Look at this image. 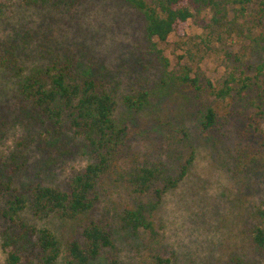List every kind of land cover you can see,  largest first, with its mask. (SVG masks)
I'll list each match as a JSON object with an SVG mask.
<instances>
[{"label": "rangeland", "instance_id": "1", "mask_svg": "<svg viewBox=\"0 0 264 264\" xmlns=\"http://www.w3.org/2000/svg\"><path fill=\"white\" fill-rule=\"evenodd\" d=\"M0 6L1 41L19 50L32 49L35 61L47 65L58 58L72 59L79 73L110 89L128 125L117 164L100 182L95 211L71 223L53 218L36 222L59 236L64 252L70 242L83 243L82 226L89 219L109 224L115 242L94 264H155L158 257L176 264H264L252 239L253 213L264 209V132L248 137L234 124L204 133L197 117L206 95L190 87L165 90L145 110L130 112L123 99L142 91L157 93L168 68L154 51V41L147 39L143 16L123 0H45L34 6L25 0H0ZM215 16L212 10L195 13L183 38L173 37L157 47L178 73L183 65H191L203 88L223 83L234 68L235 55L254 61L244 50L240 31L229 20L218 28ZM238 26L243 29L245 22L240 20ZM253 57L254 62L261 59L259 53ZM186 126L188 139L181 132ZM52 129L22 96L14 72L0 67V171H6L7 178L17 177L24 189L38 183L67 189L95 160L73 132L65 129L54 135ZM192 151L195 161L154 214V229L124 230L121 218L139 200L127 173L137 166H163L175 175ZM3 181L0 177V185ZM6 228L0 224V264H7L2 237ZM65 261L64 253L57 264Z\"/></svg>", "mask_w": 264, "mask_h": 264}, {"label": "trees", "instance_id": "2", "mask_svg": "<svg viewBox=\"0 0 264 264\" xmlns=\"http://www.w3.org/2000/svg\"><path fill=\"white\" fill-rule=\"evenodd\" d=\"M43 1L25 0L29 6ZM123 1L143 16L147 39L154 41V51L162 56L168 68L157 93L155 90L142 91L123 99L130 112L145 110L155 96L160 97L165 90L190 87L206 95L197 117V124L204 133L211 134L236 124L243 128V135H262L264 0ZM3 9L0 6V19ZM204 10L214 11V25L218 28L229 20L236 32L240 31L238 36L243 37L244 50L254 61L253 55L256 59L258 53L261 56L257 62H245L235 55L234 68L223 83L218 86L208 83L206 88L200 84V78L193 75L191 65H183L182 73H178L170 60L157 50L158 45H167L173 37L183 38V30L195 13ZM240 20L245 22L243 29H239ZM34 51L36 53V49ZM35 55L30 48L19 50L0 40V67L14 72L22 96L52 124L54 135H62L68 129L85 141L95 162L76 175L65 190L41 183L24 189L17 177L7 178L6 171H0L4 180L0 185V224L7 225L2 234L7 264H57L64 253L65 264H94L104 251L115 248L109 224L87 219L82 226L83 243H68L66 252L59 236L38 224L52 218L62 223L76 222L95 211L100 202V182L117 164L128 125L119 115V101L101 80L79 73L72 59L58 58L47 65L36 62ZM181 132L187 139L191 137L187 126ZM195 156L192 151L175 175L163 166H137L127 173V182L139 200L122 216L124 230L137 233L154 229V214L165 196L186 179ZM253 220V243L264 255V209L255 210ZM155 264L176 263L158 257Z\"/></svg>", "mask_w": 264, "mask_h": 264}]
</instances>
